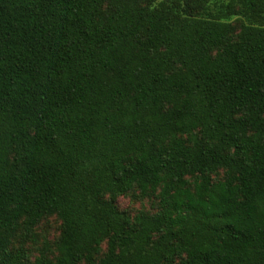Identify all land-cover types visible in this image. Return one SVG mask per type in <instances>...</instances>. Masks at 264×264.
Listing matches in <instances>:
<instances>
[{"label":"trees","instance_id":"1","mask_svg":"<svg viewBox=\"0 0 264 264\" xmlns=\"http://www.w3.org/2000/svg\"><path fill=\"white\" fill-rule=\"evenodd\" d=\"M82 262L264 264V0H0V264Z\"/></svg>","mask_w":264,"mask_h":264},{"label":"rangeland","instance_id":"2","mask_svg":"<svg viewBox=\"0 0 264 264\" xmlns=\"http://www.w3.org/2000/svg\"><path fill=\"white\" fill-rule=\"evenodd\" d=\"M236 16H233L231 21L239 23L236 20ZM119 209L126 213L130 218H134L141 212L153 214L159 209V200L155 195L148 197H142L139 191L132 192L123 196H120L117 200ZM62 221L56 216H50L44 218L40 224L35 228L34 236L27 240L26 246L33 254V260L39 256L44 246H49L53 251L57 249V245L61 236ZM19 245L18 240L15 243ZM107 252V243L102 246L101 253L97 256V259H101ZM81 264H87L82 262Z\"/></svg>","mask_w":264,"mask_h":264}]
</instances>
